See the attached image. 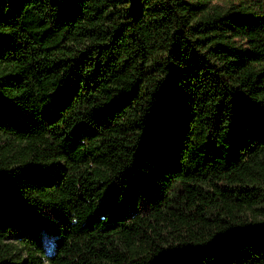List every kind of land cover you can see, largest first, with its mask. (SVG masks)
Instances as JSON below:
<instances>
[{"label": "trees", "instance_id": "16d2710c", "mask_svg": "<svg viewBox=\"0 0 264 264\" xmlns=\"http://www.w3.org/2000/svg\"><path fill=\"white\" fill-rule=\"evenodd\" d=\"M264 0H0V264H264Z\"/></svg>", "mask_w": 264, "mask_h": 264}, {"label": "rangeland", "instance_id": "374dc122", "mask_svg": "<svg viewBox=\"0 0 264 264\" xmlns=\"http://www.w3.org/2000/svg\"><path fill=\"white\" fill-rule=\"evenodd\" d=\"M259 220L264 221V217H259Z\"/></svg>", "mask_w": 264, "mask_h": 264}]
</instances>
